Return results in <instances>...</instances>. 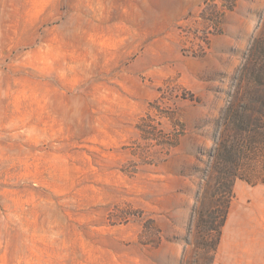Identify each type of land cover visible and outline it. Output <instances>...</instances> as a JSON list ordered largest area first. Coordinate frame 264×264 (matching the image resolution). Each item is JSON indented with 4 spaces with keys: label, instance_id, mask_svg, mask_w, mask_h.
<instances>
[{
    "label": "rangeland",
    "instance_id": "obj_1",
    "mask_svg": "<svg viewBox=\"0 0 264 264\" xmlns=\"http://www.w3.org/2000/svg\"><path fill=\"white\" fill-rule=\"evenodd\" d=\"M259 39L264 0H0V264H264L215 151Z\"/></svg>",
    "mask_w": 264,
    "mask_h": 264
},
{
    "label": "trees",
    "instance_id": "obj_2",
    "mask_svg": "<svg viewBox=\"0 0 264 264\" xmlns=\"http://www.w3.org/2000/svg\"><path fill=\"white\" fill-rule=\"evenodd\" d=\"M257 50L246 58L244 65L248 84L238 86L232 100L222 110L221 120L227 131L223 137H216L218 149L215 151L229 153L231 159L238 161L245 158L247 162L243 164L245 170L239 164L229 168L222 178L227 182L240 179L254 185L264 181V46L260 39ZM260 166H263V177L256 174ZM231 192L227 193L231 196Z\"/></svg>",
    "mask_w": 264,
    "mask_h": 264
}]
</instances>
